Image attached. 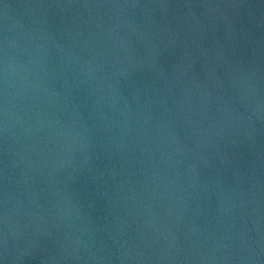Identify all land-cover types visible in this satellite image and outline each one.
I'll list each match as a JSON object with an SVG mask.
<instances>
[{
	"label": "water",
	"instance_id": "obj_1",
	"mask_svg": "<svg viewBox=\"0 0 264 264\" xmlns=\"http://www.w3.org/2000/svg\"><path fill=\"white\" fill-rule=\"evenodd\" d=\"M0 264H264V0H0Z\"/></svg>",
	"mask_w": 264,
	"mask_h": 264
}]
</instances>
